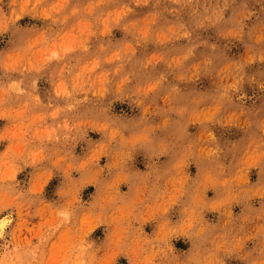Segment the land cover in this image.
<instances>
[{
  "label": "rangeland",
  "instance_id": "374dc122",
  "mask_svg": "<svg viewBox=\"0 0 264 264\" xmlns=\"http://www.w3.org/2000/svg\"><path fill=\"white\" fill-rule=\"evenodd\" d=\"M0 264H264V0H0Z\"/></svg>",
  "mask_w": 264,
  "mask_h": 264
},
{
  "label": "bare ground",
  "instance_id": "6f19581e",
  "mask_svg": "<svg viewBox=\"0 0 264 264\" xmlns=\"http://www.w3.org/2000/svg\"><path fill=\"white\" fill-rule=\"evenodd\" d=\"M13 222V217L12 216H2L0 218V239H4L8 227L11 225Z\"/></svg>",
  "mask_w": 264,
  "mask_h": 264
}]
</instances>
